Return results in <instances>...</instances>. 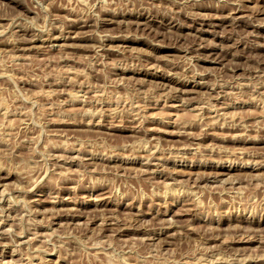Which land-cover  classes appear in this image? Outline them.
<instances>
[{"label":"rangeland","instance_id":"1","mask_svg":"<svg viewBox=\"0 0 264 264\" xmlns=\"http://www.w3.org/2000/svg\"><path fill=\"white\" fill-rule=\"evenodd\" d=\"M0 264H264V0H0Z\"/></svg>","mask_w":264,"mask_h":264}]
</instances>
